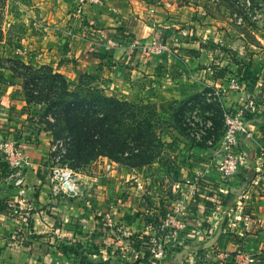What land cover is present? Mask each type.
Returning <instances> with one entry per match:
<instances>
[{
    "label": "crops",
    "instance_id": "obj_1",
    "mask_svg": "<svg viewBox=\"0 0 264 264\" xmlns=\"http://www.w3.org/2000/svg\"><path fill=\"white\" fill-rule=\"evenodd\" d=\"M77 3L78 0H60V6L54 8L57 24L45 25L48 34L44 33L38 43L41 63L46 60L56 67L69 87L78 88L84 76L93 88L126 102L163 93H168L170 100H183L199 92L209 81L218 86L230 84L227 78L215 79L213 72L226 69L228 73L230 65H239L240 61L224 56L228 50H237L238 40L244 36L234 28L237 23L233 19L230 24L217 21L216 25L205 22L201 25L200 13L194 8L160 19L146 10L149 15L144 17L134 0L85 5L79 17L75 15ZM47 12L41 14L47 17ZM54 26L58 27L55 36L50 33ZM134 38H141L142 43L158 39L169 51L145 55L132 48ZM110 40L118 41L120 46L113 48ZM211 47L217 48L216 52ZM24 60L33 63L29 57ZM249 60L251 63L245 65V78L241 80L243 86L236 92H228L227 104L232 109L240 108L254 98L260 106L258 113L262 114L264 55ZM5 76L0 72V264H178L179 250L191 257L192 250L204 254L208 263L198 264H232L219 254L233 253L238 248L256 253L263 248L264 181L262 186L248 188L241 198L243 208L239 207V213L249 212L263 224L250 238L243 240L228 233L229 219L225 213L231 204L234 206L233 199L222 205L214 197L206 199L198 194V200L194 196L183 202L187 206L183 207V216L175 218L174 228L179 223L184 225L178 231L179 242L166 241L163 254L157 257L147 247L149 236L155 234L150 225L160 222L165 217L161 212L168 213L173 204L159 201L157 185L152 187L138 176L136 181L140 185L131 188L132 197L121 200L102 183L87 178L79 181L81 192L77 198L56 193L51 174L53 164L50 165L52 139L48 132L37 129L30 106L18 96V85L7 81ZM260 118L255 114L250 121L253 133L263 141L264 119ZM13 147L24 150L31 160L23 188L4 181L5 152ZM215 149L197 148L191 158L194 179L191 189L197 177L214 186L223 185L218 170L221 156ZM260 164V160H250L246 167L254 166L256 171ZM121 170L125 172V168ZM228 188L232 192V187ZM154 200L159 202L152 208L148 203ZM13 207L20 209V216L15 215ZM27 210L30 215L25 221ZM25 222L29 224V232L25 231ZM189 264H195L192 258ZM258 264H264V256Z\"/></svg>",
    "mask_w": 264,
    "mask_h": 264
},
{
    "label": "rangeland",
    "instance_id": "obj_2",
    "mask_svg": "<svg viewBox=\"0 0 264 264\" xmlns=\"http://www.w3.org/2000/svg\"><path fill=\"white\" fill-rule=\"evenodd\" d=\"M134 1L137 3L135 6L143 11L144 17L150 13L157 19L167 18L170 13H183L182 11L188 8H194L198 9V14L200 13L202 20L198 22L201 25L203 22L206 25H216L217 21L230 24V19H233L237 23L234 28L244 36L243 38L241 36L243 41L238 40L235 48L237 50H228L224 55L230 60L240 61L238 67L230 65L226 82L237 77L239 87L243 86L241 80L245 78V65L249 66L251 63L249 59L255 55H264V0ZM58 5L60 6V0L58 2L0 0V44L3 47L0 51V72L6 75L7 81L18 85V96L30 106L32 120L37 124V129L48 132V136L52 139L51 143L59 145L52 154L57 160L52 156L50 165L56 162L61 166L67 165L75 172L79 181L91 178L93 183H102L106 188L111 189V193L121 200L132 197L131 188L140 185L136 181L138 176L146 183L152 184V187L157 185V190L160 191L159 201H171L173 204H170L168 213L166 212V216L160 222L150 225L149 228L155 233L150 236L161 234L165 240L163 247L166 246V241L178 243L179 239L175 241L166 239L167 230L158 231L156 227L170 215L173 221L169 225L173 227L172 229H176L175 218L183 216V207H187L183 202L194 197L189 195L192 190L191 185L194 183L191 158L199 146L219 149V141L226 129V118L239 109H232L227 104L226 96L228 92H236L239 87L232 89L230 84L218 86L209 81L199 92L183 100L174 98L170 100L168 93H163L146 96L135 102H126L103 96L99 90L91 86L89 78L83 76L79 88L75 89L68 85L66 90V85L55 76L58 73L56 67L50 66L46 60L41 63L42 51L38 46L40 37L48 32L44 26L57 24L54 8ZM151 9H155V12H151ZM146 10L149 13H146ZM42 11L47 12L48 16L41 14ZM54 27L50 32L53 36L58 32V27ZM133 40L142 41L141 38ZM215 44L212 42L213 46ZM211 48V51L216 52L217 48ZM25 57L33 59V63L26 62ZM77 98L89 105L97 116L105 115L107 118L112 116L119 121L114 130L117 131L118 140L122 142V153L112 152L104 156H95L89 163L70 159L74 139L66 129L67 121L63 118L69 101ZM248 113L253 115L249 111ZM257 115L261 117L260 119H264V111ZM248 150L245 144L238 149L244 153ZM219 153L221 158H224L225 154L222 150ZM253 167L241 166L240 172L229 182L233 190L224 196L229 195L234 201V206L231 204L226 211V219L236 215L238 202L242 200L243 193L248 188L262 186L263 169L257 173ZM123 168L125 172L121 170ZM7 170L8 165L4 170V178ZM258 175L262 177H257ZM159 201L154 200L148 204L152 207ZM181 224L183 223H179V226ZM261 224L262 222L260 226ZM256 231L249 234L254 235ZM229 232V235H236L230 229ZM176 253L178 264H184L186 261L189 264L191 258L192 263L195 264L208 263L206 256L199 251L192 250V257L182 250ZM160 254L162 255L163 252Z\"/></svg>",
    "mask_w": 264,
    "mask_h": 264
},
{
    "label": "built area",
    "instance_id": "obj_3",
    "mask_svg": "<svg viewBox=\"0 0 264 264\" xmlns=\"http://www.w3.org/2000/svg\"><path fill=\"white\" fill-rule=\"evenodd\" d=\"M105 1L106 0H78L77 6L75 7V15L81 17L85 5H99L103 4ZM151 12H155V9H151ZM109 45L113 48L120 46L119 42L115 40H110ZM132 48L140 49L142 53L149 56L160 55L169 51L168 46L165 43L158 41V39H153L145 43L134 40L132 42ZM239 84V79L237 77H233L230 80V87L232 89H237ZM261 99L264 100V94L261 96ZM259 108L260 106L256 103L254 98H250L238 109L236 113L231 114L226 118V129L219 141L218 149L219 152L222 150L225 154L224 158H221L218 162V170L223 178V185L214 186L201 181V179L197 177L195 179L196 185L190 191L189 195L196 196L197 194H200V196L209 199L210 197L208 194H213L214 196L217 194H229V182H231L232 179L240 172L241 166L247 165L250 160H260V168L256 170V172L259 173V171L263 169L262 175L264 178V137L263 141L261 139H256L257 137L253 133L254 130L252 128L251 121L246 116L247 111L257 113ZM242 144H245L248 147L249 150L247 153L238 151ZM58 148V144H53L52 152H56ZM53 158L57 160L56 156H53ZM5 160L8 165V172L4 178L5 183L12 187L23 188L25 186V171L27 167L31 165L30 157L24 150L13 147L9 152H5ZM57 163L58 162H56L51 169L54 191L69 198L79 197L81 189L79 179L77 178L75 172L67 165L61 166ZM21 192L24 193L25 191L21 190ZM189 195H187L188 198ZM242 202L243 201L238 202V206H242L243 208ZM12 210L16 216L21 215L20 209L13 207ZM232 211L233 210H231V212ZM29 215L30 210H27L24 213L23 219L26 221V218ZM229 217L230 215L228 214V218ZM172 221L173 219L169 215L165 221L156 227V230L162 232L167 230V235H165L166 239L175 241L179 237V227L183 229L184 225L181 224L178 228L176 227V229H172L173 227L169 225ZM229 221L230 231L241 237L243 240L250 238L248 237L250 235L249 233L255 232V230L260 226V220L253 217V215L249 212L242 211L239 213V208L236 211V215L230 217ZM24 227L25 231H27L29 227L28 222L24 223ZM172 230L175 231L172 232ZM163 244H165V240L161 235H157L155 237L149 236L147 247L151 254L157 257L161 252H163ZM219 255L223 256L226 261L232 264H258L264 256V246L256 253H250L245 248H239L233 253L222 251Z\"/></svg>",
    "mask_w": 264,
    "mask_h": 264
},
{
    "label": "trees",
    "instance_id": "obj_4",
    "mask_svg": "<svg viewBox=\"0 0 264 264\" xmlns=\"http://www.w3.org/2000/svg\"><path fill=\"white\" fill-rule=\"evenodd\" d=\"M226 75V69H220L213 72L215 79H224L226 78ZM55 76L61 79V82L66 85L67 90L68 83L66 79L59 73ZM81 78L83 77L81 76ZM102 94L108 98L118 99L105 93ZM64 115L65 118L63 119L67 121L66 129L71 133L74 139V143H72L73 149L71 151V160L75 159L78 162L89 163V161L93 160L95 156H104L112 152H123L122 142L118 140L117 131L114 130L115 125L119 123L116 118L112 116H108L107 118L105 115L102 117H100V115L97 116L95 111L79 98L69 101L67 108L64 111ZM253 115L249 114L248 111L246 112L248 119L252 118ZM95 137H97V139H95ZM208 196L210 198L214 197L215 201L220 202L222 205H226L228 201L231 200L229 195L224 196L217 194L214 196L213 194H208ZM196 198L198 200V194L196 195ZM161 216H166V213L161 212ZM150 253L148 254L150 255Z\"/></svg>",
    "mask_w": 264,
    "mask_h": 264
}]
</instances>
